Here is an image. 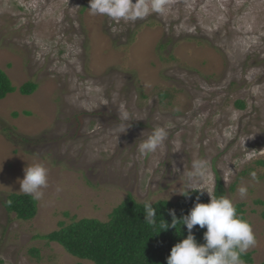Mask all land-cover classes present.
<instances>
[{
    "label": "rangeland",
    "instance_id": "1",
    "mask_svg": "<svg viewBox=\"0 0 264 264\" xmlns=\"http://www.w3.org/2000/svg\"><path fill=\"white\" fill-rule=\"evenodd\" d=\"M88 8L0 0V70L16 88L37 85L0 100V264H91L41 237L59 222L106 221L127 194L175 201L197 159L213 173L201 193L209 198L218 179L244 204L256 238L247 253L264 264V0H167L134 21ZM125 110L131 126L120 133ZM157 125L168 126L165 146L141 158L137 145ZM33 163L48 168V187L35 217L18 221L1 201L24 194Z\"/></svg>",
    "mask_w": 264,
    "mask_h": 264
},
{
    "label": "clouds",
    "instance_id": "2",
    "mask_svg": "<svg viewBox=\"0 0 264 264\" xmlns=\"http://www.w3.org/2000/svg\"><path fill=\"white\" fill-rule=\"evenodd\" d=\"M166 5L167 0H135L134 3L132 0H89L88 12L92 15L134 21L140 18L141 13L144 15L150 12L163 13ZM121 120L123 123L119 125L118 131L124 133L131 126V123H128L132 120L131 114L125 110L122 112ZM168 136L167 125L155 126L146 138L138 143L139 156L147 158L162 149ZM23 171V179L19 182L20 191L34 200H40L44 194L43 189L48 187V168L42 163H33L27 165ZM181 175L186 179L173 191L187 198L193 191H203L200 188L201 183L206 177L213 176V173L206 159H197L186 171L184 169ZM247 192L246 187L238 188L241 198L246 197ZM199 199L198 195L196 201ZM143 210L144 223L154 228L158 221L152 202L144 201ZM169 215L172 217L170 225L160 218L162 227L159 233L171 227L180 235L183 226L188 230V235L171 248L166 264H245L244 254L256 245L252 226L238 214L233 201L226 196L209 195L208 203L195 202L188 214L180 219L176 218L174 210H170ZM194 226L206 229L203 233V244L197 242L192 231Z\"/></svg>",
    "mask_w": 264,
    "mask_h": 264
},
{
    "label": "trees",
    "instance_id": "3",
    "mask_svg": "<svg viewBox=\"0 0 264 264\" xmlns=\"http://www.w3.org/2000/svg\"><path fill=\"white\" fill-rule=\"evenodd\" d=\"M37 89V85L27 82L14 87L8 76L0 70V100L12 93L30 96ZM161 99L166 94L160 95ZM239 109L244 105L236 103ZM23 115H28L23 112ZM17 116V114H13ZM257 165L264 166V161H257ZM232 190V189H231ZM226 191L220 180H216L212 195L226 196ZM200 196L199 201L196 197ZM195 202L208 203L203 193L193 191L190 197L180 196L175 201L161 200L153 204L156 209L157 225L153 228L144 223L143 203L137 202L131 195L126 197L112 209L106 221L95 218L72 220L69 224L58 223V230L41 238L49 243L58 244L68 255L78 261H87L91 264H166L171 248L188 235L186 227L181 226L180 235L169 227L159 233L162 227L160 218L168 225L172 222L169 215L174 210L177 219L187 215ZM259 203V202H258ZM4 211L14 215L18 221L27 222L37 214V202L26 194H9L1 201ZM238 214L244 217V204H236ZM264 220V211L261 213ZM246 219V218H245ZM193 234L199 244H203V233L206 229L194 226ZM29 256L40 261V251L33 248L28 251ZM245 264H251V253L243 256ZM80 264V263H77Z\"/></svg>",
    "mask_w": 264,
    "mask_h": 264
}]
</instances>
